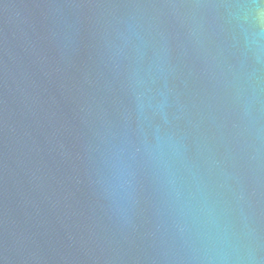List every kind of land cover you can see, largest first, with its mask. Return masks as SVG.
Here are the masks:
<instances>
[{
  "label": "water",
  "instance_id": "95a60500",
  "mask_svg": "<svg viewBox=\"0 0 264 264\" xmlns=\"http://www.w3.org/2000/svg\"><path fill=\"white\" fill-rule=\"evenodd\" d=\"M0 264H264V0H0Z\"/></svg>",
  "mask_w": 264,
  "mask_h": 264
}]
</instances>
